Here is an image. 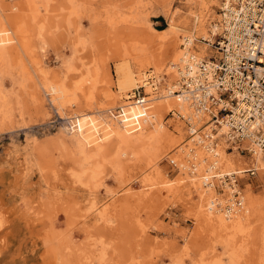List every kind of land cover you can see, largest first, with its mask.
<instances>
[{
	"label": "rangeland",
	"instance_id": "1",
	"mask_svg": "<svg viewBox=\"0 0 264 264\" xmlns=\"http://www.w3.org/2000/svg\"><path fill=\"white\" fill-rule=\"evenodd\" d=\"M222 2L0 0L9 19L0 36L12 38L0 52V250L9 255L6 264H264L260 221L232 235L199 218V196L170 164L174 151L161 147L157 164L112 148L94 155L61 131L71 127L67 117L74 109H86L80 81L89 83L94 107L117 114L120 104L106 106V96L121 95L118 68L166 50L172 36L155 29L168 27L171 17L190 30L203 4L217 23ZM198 36L193 47L203 53ZM149 67L144 71L155 70ZM56 83L75 92L74 109L60 110L42 86ZM163 115L168 132L186 143L187 122ZM228 152L244 162L237 174L242 196L251 194L264 218V173L247 171L254 167L250 154L231 144ZM157 173L159 180L147 181ZM223 186L216 179L225 202L230 190Z\"/></svg>",
	"mask_w": 264,
	"mask_h": 264
},
{
	"label": "bare ground",
	"instance_id": "2",
	"mask_svg": "<svg viewBox=\"0 0 264 264\" xmlns=\"http://www.w3.org/2000/svg\"><path fill=\"white\" fill-rule=\"evenodd\" d=\"M191 1L196 2V0ZM15 8L16 5L12 7V9ZM39 10V8L35 10L37 15H39ZM35 17L37 18V16ZM192 17V30L181 27L174 17L170 18L168 27L162 30L155 29L160 35L172 36L166 50L148 53L144 56H135L133 63H125L118 68L117 84L121 95L106 96L108 101L110 100L106 106L120 104L116 112L118 114H115L114 110L109 107H94L93 101H91V87L88 86L89 83L86 85L85 81H80L79 84H81L76 89L84 93L86 109H74L77 104L76 94L63 84H42V86L54 96L53 102L58 104L60 110L64 111L67 105H71L70 108L75 110L71 117H67L68 121L71 122V127H63L61 131L71 138L78 149L81 151L88 149L94 155H100L106 148H112L116 154L128 156L127 159L135 160L148 156L151 157L148 164H157L158 152L161 147H167L168 153L174 151L173 155L181 168L183 180L185 179L191 184L190 193L194 190L200 198L197 205L199 218L201 217L209 226L219 228L232 235L246 232L247 227L251 226L257 218L258 222L260 221L264 240L263 214L260 212L261 209L257 208V202L250 196L251 194L241 196L242 207L232 206L227 211L221 207L225 202L219 198L216 181L212 177L216 175L220 180L225 175L240 174L242 172L240 168L244 166L240 157L236 159L232 156V152H228L229 144L225 136L227 133L226 126L218 128V135L215 137L213 126L207 125L209 123L208 114L193 109L187 101L189 99L183 95L167 94L165 91L166 85L173 91L178 89L177 65L183 61L184 57L190 54L205 57L209 52L208 50H211L208 45H204L203 53L194 50V42L200 39L198 34H201L204 39L215 40L217 23H213L214 19L210 15L208 16V11L205 10L203 4L200 11L194 12ZM8 22L9 19L0 6V25ZM11 40L10 36H0V52H3L4 46ZM149 66H154L155 70L144 71L151 68ZM140 72H142L141 78L138 74ZM153 75H155L153 82L157 87H154L150 81ZM139 87H144L146 88L145 91L147 89L149 91L147 92L149 97H146L144 101L133 100V92ZM164 112L165 114L166 112L175 113L174 117L176 114L181 115L192 124H198L197 129L203 127L204 124H206V128H203L202 134L199 133L183 144L181 139L168 132L163 120ZM65 115L67 116L66 112ZM179 131L182 133L184 128H180ZM214 138L217 139L216 142ZM252 163L254 167H250L247 171H252L251 169L255 168L264 173V151H257L252 158ZM238 167L239 171L236 170ZM213 170L221 171H219L220 174H214ZM160 178L161 173H157L148 176L147 181L153 182ZM162 180L160 181L162 182ZM224 184L230 190L228 196L230 194L232 196L234 189L240 191L239 184H235L233 190L229 184L223 182ZM171 185L169 184V186ZM192 195L188 196L191 197ZM4 224L5 222L1 225ZM7 254L4 249L0 250L3 261L0 264L8 263L9 255ZM13 258L11 257V259Z\"/></svg>",
	"mask_w": 264,
	"mask_h": 264
},
{
	"label": "built area",
	"instance_id": "3",
	"mask_svg": "<svg viewBox=\"0 0 264 264\" xmlns=\"http://www.w3.org/2000/svg\"><path fill=\"white\" fill-rule=\"evenodd\" d=\"M219 16L215 40L201 38L211 48V54L184 57L177 65L178 89L173 91L166 85L165 91L183 95L193 109L208 114L207 125L213 126L215 137L218 128L225 125L227 142L240 153L254 156L264 151V0H223ZM148 96L145 88L139 87L132 97L144 101ZM176 117L187 122L189 139L206 128L204 124L197 129L198 124L178 114ZM170 164L181 170L174 159ZM255 172L249 173L254 176ZM232 177L212 178L222 186L223 182L229 184L233 190L240 183L237 174ZM241 196V190L234 189L221 207L226 211L232 206L242 207Z\"/></svg>",
	"mask_w": 264,
	"mask_h": 264
}]
</instances>
